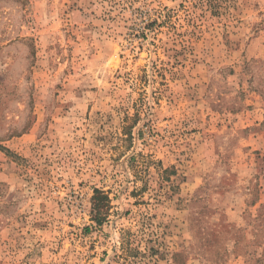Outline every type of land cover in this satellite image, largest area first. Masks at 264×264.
Returning a JSON list of instances; mask_svg holds the SVG:
<instances>
[{
    "label": "rangeland",
    "instance_id": "374dc122",
    "mask_svg": "<svg viewBox=\"0 0 264 264\" xmlns=\"http://www.w3.org/2000/svg\"><path fill=\"white\" fill-rule=\"evenodd\" d=\"M0 264H264V0H0Z\"/></svg>",
    "mask_w": 264,
    "mask_h": 264
},
{
    "label": "trees",
    "instance_id": "16d2710c",
    "mask_svg": "<svg viewBox=\"0 0 264 264\" xmlns=\"http://www.w3.org/2000/svg\"><path fill=\"white\" fill-rule=\"evenodd\" d=\"M98 222H100V221L98 220Z\"/></svg>",
    "mask_w": 264,
    "mask_h": 264
}]
</instances>
